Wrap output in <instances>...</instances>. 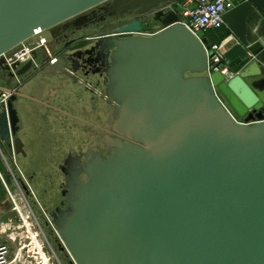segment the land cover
Returning <instances> with one entry per match:
<instances>
[{
  "label": "water",
  "instance_id": "95a60500",
  "mask_svg": "<svg viewBox=\"0 0 264 264\" xmlns=\"http://www.w3.org/2000/svg\"><path fill=\"white\" fill-rule=\"evenodd\" d=\"M108 1L0 0V55L38 40L37 28L55 55L54 28ZM113 1L152 14L161 32L145 36L141 19L115 31L133 35L110 43L109 77L118 131L135 142L79 162L86 181L66 162L70 214L56 225L60 249L72 264H264V67L209 75L206 32L189 30L173 0ZM66 61L58 56L52 72ZM32 64L12 68L21 75ZM17 97L31 98L11 96L0 137L19 154Z\"/></svg>",
  "mask_w": 264,
  "mask_h": 264
},
{
  "label": "flooded vegetation",
  "instance_id": "af4514ba",
  "mask_svg": "<svg viewBox=\"0 0 264 264\" xmlns=\"http://www.w3.org/2000/svg\"><path fill=\"white\" fill-rule=\"evenodd\" d=\"M118 4L108 1L54 28L51 45L57 57L65 55V71L53 73L45 58L39 61L37 52L24 74L10 76V70L0 68L1 80L7 79L4 85L15 82L17 93L31 97L13 100L19 118L16 137L22 140L23 151L12 153L6 143L4 146L20 171L19 181L31 199L29 205L50 229L55 230L57 223L70 214L66 186L70 166L66 162L79 166L74 174L86 181L87 175L79 174V162L107 159L117 141L135 142L118 131L119 106L109 77L115 49H109L110 43L132 37L115 31L138 19L142 20L145 36L160 33L161 27L152 14L141 16L137 9L123 12ZM4 85L0 83V90Z\"/></svg>",
  "mask_w": 264,
  "mask_h": 264
},
{
  "label": "built area",
  "instance_id": "2783aa9c",
  "mask_svg": "<svg viewBox=\"0 0 264 264\" xmlns=\"http://www.w3.org/2000/svg\"><path fill=\"white\" fill-rule=\"evenodd\" d=\"M184 4L183 9L178 15L181 22L195 35H197L200 31L207 32L209 30L223 28L226 24L225 15L235 6V0H185ZM169 7L172 9L171 5H169ZM46 32L47 30L45 29L37 28L34 31L33 37L38 38V40H29L21 43V48L15 51L12 55H8L6 53L0 55V59H4V65L9 66L12 72L16 74V71L12 68V66L16 63L24 65L30 60H34V52L41 54V56L47 60L48 64H55L58 57L53 54L52 50L48 46L49 40L45 36ZM205 47L208 54L207 74L211 75L214 71H220L224 75H230L229 69L224 63L220 50V44L210 42L209 40L208 47ZM214 65H216V67L212 68ZM16 93L17 87L12 83L2 87L0 90V113L3 109L8 107V102L11 96ZM1 143L2 142L0 140V160L5 162L8 170L14 174V169L3 153ZM0 178L6 185L1 173ZM12 207L13 208L10 209V211L17 212L19 220L21 221L20 224H22V227L25 228L26 234L28 235L31 254L34 256H40L43 264H47L49 259L44 258L42 253L44 245L40 244V239H42V242L45 243V247H52L47 237H40L39 233L42 229L31 206L26 202L22 207H20V205L14 201ZM24 214L26 215L24 216ZM12 225V223L0 224V264H15L21 258V250L23 249L22 246L17 248V245H15L14 249L10 244L12 242L15 243V239L19 236L17 233L18 228L13 230ZM37 228L39 231H37ZM12 249H14L13 255ZM52 252L55 255L53 250Z\"/></svg>",
  "mask_w": 264,
  "mask_h": 264
},
{
  "label": "crops",
  "instance_id": "0c3cea01",
  "mask_svg": "<svg viewBox=\"0 0 264 264\" xmlns=\"http://www.w3.org/2000/svg\"><path fill=\"white\" fill-rule=\"evenodd\" d=\"M225 20L223 28L209 30L206 35L210 42L220 44L230 75L238 73L253 61L260 62L264 67V0H235V6L226 13ZM12 227L13 230L18 228L19 234L15 243H10L12 248L15 249V245L23 248L21 258L15 264H43L40 256L31 254L28 235L22 224L16 222ZM42 241L40 239V244L44 245L42 253L44 258L49 259L47 264H55L56 253L52 254Z\"/></svg>",
  "mask_w": 264,
  "mask_h": 264
},
{
  "label": "rangeland",
  "instance_id": "374dc122",
  "mask_svg": "<svg viewBox=\"0 0 264 264\" xmlns=\"http://www.w3.org/2000/svg\"><path fill=\"white\" fill-rule=\"evenodd\" d=\"M184 1L185 0H173L170 2V5L172 7V9L174 8L177 12H179L178 14H180L181 10L184 7ZM41 56V54H40ZM42 57V56H41ZM41 57L39 58V61L44 60L41 59ZM46 60V59H45ZM2 78H0V83L1 84H6L7 79L5 80H1ZM17 80V79H15ZM14 80V81H15ZM15 85V82H14ZM2 143V148H3V153L5 154L7 160L9 161L10 165L12 166V168L14 169V174H12V172H10L8 170V168L5 165V162L0 160V173L2 174V177L4 176V180H6V182L9 185L6 186L3 182V180L0 178V224H7V223H16V222H21L19 220V216L17 214V212H11L10 210L7 211L11 206H13L14 201L20 205V207H22L26 202L30 204L31 199L27 196L26 192L23 190V187L19 181V174L20 171L18 168H16V166L14 165V159H12V156L10 154V152L7 150V148H5V144L3 141H1ZM17 160L19 162V164H21L22 166V162H21V157H17ZM14 166V167H13ZM16 176V177H14ZM22 176V175H21ZM34 186L36 187L37 191H38V186L36 185L35 182H33ZM39 193V191H38ZM34 212V211H33ZM34 214L36 215L37 219L39 216V214H37L36 212H34ZM26 214H24L25 216ZM40 226H41V232L39 233L40 237H47L49 239V242L51 243V247H53L56 256L54 259V263L55 264H72V260L71 257L69 256L68 252L65 250H61L60 246L61 243L60 241H57L58 238V234H57V229H50L46 226V224H44L43 222L39 221ZM37 231L38 228H37ZM55 231V233H53ZM10 233V232H8ZM59 239V238H58ZM50 252L53 254L52 252V248H50L48 246ZM52 249V250H51Z\"/></svg>",
  "mask_w": 264,
  "mask_h": 264
}]
</instances>
